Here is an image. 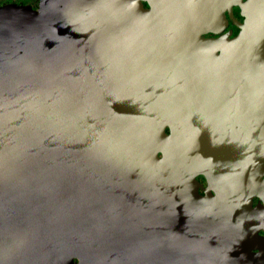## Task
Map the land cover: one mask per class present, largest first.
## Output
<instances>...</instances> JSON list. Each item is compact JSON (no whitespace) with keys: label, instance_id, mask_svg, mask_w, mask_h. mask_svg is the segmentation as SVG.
I'll list each match as a JSON object with an SVG mask.
<instances>
[{"label":"water","instance_id":"95a60500","mask_svg":"<svg viewBox=\"0 0 264 264\" xmlns=\"http://www.w3.org/2000/svg\"><path fill=\"white\" fill-rule=\"evenodd\" d=\"M117 1L0 9V264H264L219 206L202 211L199 164L167 133L168 73L109 43L156 21ZM249 18L233 45L264 60V19ZM197 120L180 139L199 152Z\"/></svg>","mask_w":264,"mask_h":264},{"label":"flooded vegetation","instance_id":"af4514ba","mask_svg":"<svg viewBox=\"0 0 264 264\" xmlns=\"http://www.w3.org/2000/svg\"><path fill=\"white\" fill-rule=\"evenodd\" d=\"M42 1L0 0V9L28 6L38 10ZM119 3L125 16L139 11L134 20L150 17L156 21L153 30L108 31V36L119 38L109 43L135 57L144 54L168 73V78L156 81L165 86L163 98L169 100L168 112L176 117L167 133L177 141L173 146L183 144V158L199 164L191 171L199 183L194 193L201 198L202 211L219 206L235 232L244 230L235 241L254 244L252 256L264 255V60L255 54L254 45H233L250 16L264 19V0ZM179 14L186 28L169 29L170 19ZM256 65L260 77L255 76ZM192 118H200L197 128L203 136L194 142L199 152L190 148L191 133L180 139L183 129L188 133L187 129L196 128ZM177 169L184 179L190 166Z\"/></svg>","mask_w":264,"mask_h":264}]
</instances>
